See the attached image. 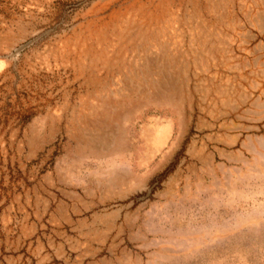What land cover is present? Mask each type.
<instances>
[{
	"label": "rangeland",
	"instance_id": "rangeland-1",
	"mask_svg": "<svg viewBox=\"0 0 264 264\" xmlns=\"http://www.w3.org/2000/svg\"><path fill=\"white\" fill-rule=\"evenodd\" d=\"M0 264H264V0H0Z\"/></svg>",
	"mask_w": 264,
	"mask_h": 264
}]
</instances>
